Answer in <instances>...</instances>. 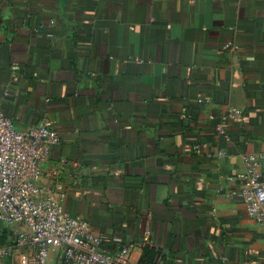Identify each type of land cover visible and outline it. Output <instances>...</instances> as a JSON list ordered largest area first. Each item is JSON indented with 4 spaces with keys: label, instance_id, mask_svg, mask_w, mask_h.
I'll return each mask as SVG.
<instances>
[{
    "label": "crops",
    "instance_id": "obj_1",
    "mask_svg": "<svg viewBox=\"0 0 264 264\" xmlns=\"http://www.w3.org/2000/svg\"><path fill=\"white\" fill-rule=\"evenodd\" d=\"M0 111L54 122L65 210L108 249L264 264L234 179L264 167V0H0Z\"/></svg>",
    "mask_w": 264,
    "mask_h": 264
},
{
    "label": "built area",
    "instance_id": "obj_2",
    "mask_svg": "<svg viewBox=\"0 0 264 264\" xmlns=\"http://www.w3.org/2000/svg\"><path fill=\"white\" fill-rule=\"evenodd\" d=\"M229 118L241 121L244 114L232 108ZM60 142L50 119L19 131L0 111V264H11L16 255L21 264H142L130 260L136 244L112 251L86 221L67 214L65 164L51 161ZM243 159L244 168L234 178L242 184L239 196L264 230V167L257 155ZM7 236L10 243L4 244ZM154 248L156 264H162L161 251Z\"/></svg>",
    "mask_w": 264,
    "mask_h": 264
},
{
    "label": "trees",
    "instance_id": "obj_3",
    "mask_svg": "<svg viewBox=\"0 0 264 264\" xmlns=\"http://www.w3.org/2000/svg\"><path fill=\"white\" fill-rule=\"evenodd\" d=\"M149 256H150V261L153 264H156V259H157L158 253L155 250L154 251H149Z\"/></svg>",
    "mask_w": 264,
    "mask_h": 264
},
{
    "label": "water",
    "instance_id": "obj_4",
    "mask_svg": "<svg viewBox=\"0 0 264 264\" xmlns=\"http://www.w3.org/2000/svg\"><path fill=\"white\" fill-rule=\"evenodd\" d=\"M3 226V223H2V221L0 220V227H2Z\"/></svg>",
    "mask_w": 264,
    "mask_h": 264
},
{
    "label": "rangeland",
    "instance_id": "obj_5",
    "mask_svg": "<svg viewBox=\"0 0 264 264\" xmlns=\"http://www.w3.org/2000/svg\"><path fill=\"white\" fill-rule=\"evenodd\" d=\"M3 243L6 244L5 241Z\"/></svg>",
    "mask_w": 264,
    "mask_h": 264
}]
</instances>
